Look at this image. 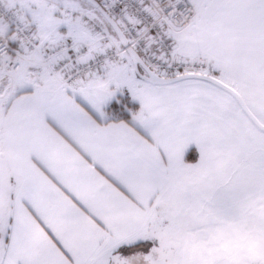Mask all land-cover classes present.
I'll return each mask as SVG.
<instances>
[{
  "label": "rangeland",
  "instance_id": "rangeland-1",
  "mask_svg": "<svg viewBox=\"0 0 264 264\" xmlns=\"http://www.w3.org/2000/svg\"><path fill=\"white\" fill-rule=\"evenodd\" d=\"M0 1L30 25H42L49 30L59 25L75 26L81 33L75 38L86 39L82 43L93 45L92 48L105 40L86 26L90 25L89 21L101 25L105 36L116 37L104 17L83 0ZM191 1L193 24L176 43L178 57L202 58L212 66L226 69L231 75L221 82L241 95L249 92L246 95L257 101L248 103L251 112L264 125V0ZM0 29L3 32L8 27L0 21ZM115 39L116 45L122 46ZM13 44L18 48L17 40ZM104 47L106 50L108 43ZM123 65L128 73L119 81L117 77L106 81L102 96L109 98L117 91H124L128 74L134 72L133 64L131 60H121L93 77ZM250 65L258 73L253 91L245 87L251 83L244 72ZM26 67H31L33 73L43 68L27 60L23 70L13 73L0 64V125L10 104L9 99L3 100L5 90L9 87L11 93H18L12 84L23 76ZM228 96L232 104L224 108L219 121L212 116L198 124L165 120L159 110H153L152 119L146 125L169 154L173 185L161 197L159 205L157 201L156 215L149 222V228L136 240H156L157 247L147 254L140 252L136 257L126 258L127 264H264V133ZM191 151L200 153L201 160H186ZM2 167L0 159L3 181L0 201L6 206L9 189L14 188L15 182L10 181L5 190L7 181L3 179ZM181 186L186 193H207L201 205L204 215L191 227H181L173 219L175 196ZM105 254L101 252L97 258Z\"/></svg>",
  "mask_w": 264,
  "mask_h": 264
},
{
  "label": "crops",
  "instance_id": "crops-1",
  "mask_svg": "<svg viewBox=\"0 0 264 264\" xmlns=\"http://www.w3.org/2000/svg\"><path fill=\"white\" fill-rule=\"evenodd\" d=\"M31 26L35 28L38 39L46 45V49L73 44L88 47L93 55L105 50L106 41H97V47L92 48L93 45L82 43L86 39L77 40L75 37L79 38L81 33L73 25H59L52 30L42 25ZM3 32L12 44L15 43L8 29ZM262 42L264 44V39ZM24 70L23 76L12 84L18 93H11V88L8 87L3 99L10 101L0 125L1 170L5 176L3 179L7 181L5 183L4 180L5 190L9 188L10 181L15 182L14 188L9 189L6 207L15 209L21 187L30 188L37 211L63 244L67 254L54 243L44 227L29 218L31 228L25 246L18 253L19 264H85L94 261L101 252L107 253L116 244H135L149 228L161 197L171 190L173 182L134 187V195L139 202L128 200L93 168L88 159L91 157L98 166L103 165L120 174L119 169L113 167V161L128 146L103 135V127L94 122H89L87 129L67 123L63 131L48 126L44 122L43 111L33 107L34 97L31 95L34 90L37 95L55 93L63 99L67 94L70 99L75 93L78 97L87 99L102 117L110 115L104 109L112 97L101 94L105 92L106 81L115 77L119 81L128 73L126 66L123 65L120 69L118 66L112 67L96 78L85 80L74 89L58 85L44 68H39L42 74L33 73L35 71H31V67ZM244 72L251 78L250 86L245 87L253 91L258 77L257 70L250 65L245 67ZM246 94H240L245 102L257 103ZM113 131L121 141L125 135H131L120 126ZM135 142L151 153L154 162L159 163L163 156L167 173L170 177L173 176L169 154L161 142L155 139L146 142L142 136L136 138ZM50 176H54L56 182ZM1 178L2 174L0 187L3 183ZM79 202L88 205L104 221V225L101 226L96 220L86 216L78 207Z\"/></svg>",
  "mask_w": 264,
  "mask_h": 264
},
{
  "label": "snow or ice",
  "instance_id": "snow-or-ice-1",
  "mask_svg": "<svg viewBox=\"0 0 264 264\" xmlns=\"http://www.w3.org/2000/svg\"><path fill=\"white\" fill-rule=\"evenodd\" d=\"M168 40H171V37H168ZM174 54L176 50L172 48L167 55L171 57ZM162 71L163 78L144 72H130L127 76V87L123 92L117 91L106 103L104 111L110 115L103 117L87 99L78 97L75 93L70 99L67 94L61 99L55 93L37 95L34 90L31 92L34 97L33 107L43 111V119L48 126L63 131L67 123L87 129L89 122H94L103 127L105 130L103 135L128 146L127 150L113 161V167L119 169L120 174L110 171L103 165L98 166L91 157L88 159L93 168L103 175L113 188L133 203L139 202L134 195V187L173 182V178L167 173L163 156L160 162L156 163L151 153L135 142L136 138L141 136L146 142L155 139L154 133L146 126L152 119L153 110H159L165 120H182L198 124L209 116L219 121L224 108L232 104L220 83L231 75L226 69L182 58L173 59L171 63L165 62ZM117 126L131 135H125L121 141L114 135L113 130ZM186 160L193 162L201 160V154L191 151L187 154ZM45 174H48L47 170ZM49 178L56 182L54 176ZM65 194L69 195L67 191ZM206 196L207 193L199 191L186 193L181 186L175 196L176 215L173 218L175 223L181 227L193 226L199 217L204 215L201 205ZM70 198L73 197L70 195ZM78 207L86 216H90L101 226L104 225V221L88 205L79 202ZM29 218L44 227L54 243L67 254L63 244L47 227L37 211L31 189L22 186L15 209L6 207L0 201V264H19L18 253L25 246L31 228ZM156 247L157 241L148 239L138 240L135 244H116L102 257L85 264H127L126 258L136 257L140 252L147 254Z\"/></svg>",
  "mask_w": 264,
  "mask_h": 264
},
{
  "label": "built area",
  "instance_id": "built-area-1",
  "mask_svg": "<svg viewBox=\"0 0 264 264\" xmlns=\"http://www.w3.org/2000/svg\"><path fill=\"white\" fill-rule=\"evenodd\" d=\"M96 1L119 26L129 47L155 74L163 77L164 63L181 59L177 55L176 43L180 37L185 36V31L192 24L194 6L191 0ZM0 21L4 22L11 37L19 44L15 48L0 29V64L13 73L23 70L28 60L29 64L38 63L43 67L58 85L74 89L118 61H130L127 49L117 46L114 37L105 36L104 28L91 21L86 26L108 43L106 50L98 55H93L88 47L73 44L43 50L44 43L38 39L34 27L27 24L17 11L9 9L3 1H0ZM172 48L176 54L170 57L167 54ZM195 60L211 65L202 58Z\"/></svg>",
  "mask_w": 264,
  "mask_h": 264
},
{
  "label": "water",
  "instance_id": "water-1",
  "mask_svg": "<svg viewBox=\"0 0 264 264\" xmlns=\"http://www.w3.org/2000/svg\"><path fill=\"white\" fill-rule=\"evenodd\" d=\"M86 3L90 4L92 7H94L106 20V22L109 24L111 29L113 30L114 34L116 35L118 41L122 45L124 49H127L128 55L131 59V62L134 67V72H144L145 74L155 76V74L139 57V55L129 47L128 41L126 37L124 36L123 32L119 28V26L116 24V22L101 8L99 3L96 0H83ZM163 78V77H161ZM223 85V88L226 90L227 94L230 95L238 104L239 108L242 110V112L245 114L246 117L252 122V124L261 132L264 133V125L260 123V121L255 117V115L251 112L250 108L248 107L245 100L241 97L240 94H238L234 89L227 86L226 84L220 82Z\"/></svg>",
  "mask_w": 264,
  "mask_h": 264
},
{
  "label": "trees",
  "instance_id": "trees-1",
  "mask_svg": "<svg viewBox=\"0 0 264 264\" xmlns=\"http://www.w3.org/2000/svg\"><path fill=\"white\" fill-rule=\"evenodd\" d=\"M13 46H15V45L13 44Z\"/></svg>",
  "mask_w": 264,
  "mask_h": 264
},
{
  "label": "bare ground",
  "instance_id": "bare-ground-1",
  "mask_svg": "<svg viewBox=\"0 0 264 264\" xmlns=\"http://www.w3.org/2000/svg\"><path fill=\"white\" fill-rule=\"evenodd\" d=\"M130 58V57H129ZM131 60V59H130Z\"/></svg>",
  "mask_w": 264,
  "mask_h": 264
},
{
  "label": "flooded vegetation",
  "instance_id": "flooded-vegetation-1",
  "mask_svg": "<svg viewBox=\"0 0 264 264\" xmlns=\"http://www.w3.org/2000/svg\"><path fill=\"white\" fill-rule=\"evenodd\" d=\"M251 110V109H250Z\"/></svg>",
  "mask_w": 264,
  "mask_h": 264
}]
</instances>
